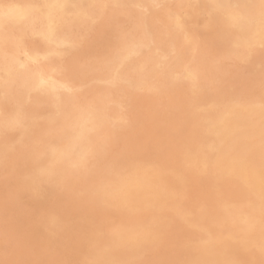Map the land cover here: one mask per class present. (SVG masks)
I'll list each match as a JSON object with an SVG mask.
<instances>
[{
	"label": "rangeland",
	"instance_id": "obj_1",
	"mask_svg": "<svg viewBox=\"0 0 264 264\" xmlns=\"http://www.w3.org/2000/svg\"><path fill=\"white\" fill-rule=\"evenodd\" d=\"M257 1L0 0V264H264V208L242 233L256 194L233 166L247 145L264 175ZM235 118L220 143L210 126Z\"/></svg>",
	"mask_w": 264,
	"mask_h": 264
},
{
	"label": "bare ground",
	"instance_id": "obj_2",
	"mask_svg": "<svg viewBox=\"0 0 264 264\" xmlns=\"http://www.w3.org/2000/svg\"><path fill=\"white\" fill-rule=\"evenodd\" d=\"M33 1V0H32ZM139 1V0H138ZM142 1V0H141ZM173 1V0H172ZM219 1V0H218ZM238 0H236V2H237ZM240 1V0H239ZM251 1V0H250ZM259 1V0H258ZM257 1V2H258ZM35 2V1H34ZM133 2H134V0H133ZM138 3V2H137ZM181 3V2H180ZM29 4V3H28ZM46 4V3H45ZM173 4V3H172ZM209 4V3H208ZM246 4V3H245ZM239 5V4H238ZM243 5V4H242ZM119 6V5H118ZM166 6V5H165ZM234 6V5H233ZM257 6H259V5H257ZM108 8H109V6H107ZM131 7V6H130ZM160 7H161V5H160ZM210 7V6H209ZM141 9H142V7H141ZM147 9V8H146ZM179 9V8H178ZM113 10V9H112ZM114 10H116V9H114ZM132 10V9H131ZM154 10V9H153ZM244 10H246V8L244 9ZM130 11V10H129ZM234 11V10H233ZM107 13V12H106ZM113 13V12H112ZM126 13V12H125ZM130 13V12H129ZM132 13V12H131ZM234 13H236V12H234ZM114 15H115V13H113ZM120 14V13H119ZM132 15V14H131ZM131 15H130V17H131ZM111 16V14L109 15V17ZM125 16V15H124ZM215 16H217V15H215ZM119 17V16H118ZM104 18V17H103ZM114 18V17H113ZM122 18V17H121ZM127 18V17H126ZM260 18V17H259ZM258 18V19H259ZM106 19H108V18H106ZM115 19V18H114ZM131 19H132V17H131ZM130 19V20H131ZM125 20V19H124ZM130 20H129V22H130ZM151 20V19H150ZM107 21V20H106ZM149 21V20H148ZM223 21V20H222ZM246 21V20H245ZM262 21V20H261ZM112 22V21H111ZM134 22V21H133ZM221 22V21H220ZM257 22V21H256ZM119 23V22H118ZM124 23V22H123ZM94 24V23H93ZM104 24H106V22L104 23ZM103 24V25H104ZM108 24V23H107ZM120 24H121V21H120ZM149 24V23H148ZM99 25V24H98ZM119 25V24H118ZM122 25V24H121ZM221 25V24H220ZM257 25V28H256V30L258 31V29L260 28V27H262V26H264V23H258V24H256ZM111 26V25H110ZM129 26V25H128ZM149 26H152V25H150L149 24ZM223 26V25H222ZM105 27V26H104ZM122 27V26H121ZM132 27V26H131ZM56 28V27H55ZM100 28V27H99ZM102 28V27H101ZM105 28H107V27H105ZM126 28V27H125ZM148 28V27H147ZM152 28V27H151ZM225 28V27H224ZM117 29V28H116ZM228 29V28H227ZM232 29H235V28H232ZM103 30V29H102ZM114 30V29H113ZM230 30V29H229ZM97 31H99V30H97ZM105 31H107V30H105ZM125 30L123 29V32H124ZM196 31V30H195ZM217 31V30H216ZM239 31V30H238ZM223 32V31H222ZM229 32H231V30L229 31ZM96 33V32H95ZM105 33V32H104ZM107 33V32H106ZM149 33H151L150 31H149ZM202 33H203V31H202ZM214 33V32H213ZM248 33V32H247ZM254 33V32H253ZM99 34V33H98ZM117 34V33H116ZM126 34V33H125ZM200 34V33H199ZM97 35V34H96ZM113 35V34H112ZM201 35V34H200ZM199 35V36H200ZM206 35V34H205ZM209 35V34H208ZM220 35H222V33L220 34ZM219 35V36H220ZM93 36H95V35H93ZM99 36V35H98ZM108 36V35H107ZM186 36V35H185ZM260 36V35H259ZM97 37V36H96ZM110 37V36H109ZM202 37V36H201ZM264 37V36H263ZM262 37V35L260 36V38L262 39L263 38ZM89 38V37H88ZM102 38V37H101ZM104 38V37H103ZM102 38V39H103ZM227 38V37H226ZM153 39H155V38H153ZM205 40L207 39V38H204ZM218 39V38H217ZM228 39V38H227ZM226 39V40H227ZM34 40V39H33ZM83 40H84V38H83ZM164 40V39H163ZM173 40H171V42H172ZM204 41V40H203ZM257 41V40H256ZM262 41V40H261ZM88 42V41H87ZM91 42V41H90ZM98 42V41H97ZM174 42V41H173ZM207 42V41H206ZM226 42V41H225ZM247 42V41H246ZM89 43V42H88ZM92 43H94L93 41H92ZM101 43V42H100ZM103 43V42H102ZM199 43V42H198ZM208 43V42H207ZM231 43H232V41H231ZM36 44V43H35ZM227 44V43H226ZM250 44V43H249ZM262 44V43H261ZM83 45V44H82ZM87 45V44H86ZM112 45H113V43H112ZM167 45V44H166ZM91 46V45H90ZM94 46V45H93ZM173 46H174V44H173ZM223 46V45H222ZM252 46V45H251ZM92 47V46H91ZM95 47V46H94ZM150 47V46H149ZM213 47V46H212ZM259 47V46H258ZM263 47V46H262ZM214 48V47H213ZM227 48V47H226ZM86 49V48H85ZM152 49H153V47H152ZM151 49V50H152ZM174 49H175V47H174ZM178 49V48H177ZM176 49V50H177ZM197 49V48H196ZM232 49V48H231ZM262 49V48H261ZM264 49V48H263ZM80 50H81V48H80ZM88 50V49H87ZM93 50H96L95 48L93 49ZM92 50V51H93ZM89 51V50H88ZM140 51V50H139ZM148 51V50H147ZM157 51H159V50H156V52ZM164 51V50H163ZM190 51V50H189ZM194 51V50H193ZM231 51V50H230ZM263 51V50H262ZM142 52V51H141ZM168 52V51H167ZM178 52V51H177ZM181 52V51H180ZM225 52V51H224ZM227 52H229V50L227 51ZM232 52V51H231ZM62 53V52H61ZM83 53H85V50H84V52ZM87 53H89V52H87ZM137 53H139V52H137ZM145 53V52H144ZM158 53V52H157ZM163 53V52H162ZM165 53V52H164ZM172 53L174 54V51H172ZM235 53V52H234ZM73 54V53H72ZM78 54H80V53H78ZM142 54V53H141ZM140 54V55H141ZM166 54H168V53H166ZM170 54V53H169ZM184 54V53H183ZM183 54H181L182 56H183ZM197 54V53H196ZM221 55H222V51H221V53H220ZM263 54V53H262ZM75 55V54H74ZM187 55V54H186ZM189 55V54H188ZM259 55V54H258ZM88 56V55H87ZM86 56V57H87ZM240 56V55H239ZM239 56H238V58H239ZM249 56V55H248ZM255 56H257V55H255ZM177 57V56H176ZM216 58H217V56H215ZM222 57V56H221ZM243 57V56H242ZM251 57V56H250ZM262 57V56H261ZM22 58V57H21ZM116 58V57H115ZM156 58V57H155ZM131 59H134V58H131ZM170 59H171V57H170ZM175 59V58H174ZM215 59V58H214ZM245 59V58H244ZM257 59V58H256ZM262 59V58H261ZM64 60V59H63ZM74 60V59H73ZM85 60V59H84ZM154 60V59H153ZM250 60V59H249ZM252 60V59H251ZM33 61V60H32ZM161 61V60H160ZM186 61V60H185ZM84 62V61H83ZM177 62V61H176ZM179 62V61H178ZM184 62V61H183ZM249 62V61H248ZM256 62V61H255ZM65 63V62H64ZM164 63V62H163ZM171 63V62H170ZM242 63H243V61H242ZM251 63H253V62H251ZM260 63H262V62H260L259 61V65H260ZM34 64V63H33ZM256 64V63H255ZM63 65V64H62ZM80 65V64H79ZM170 65V64H169ZM173 65V64H172ZM245 65V64H244ZM247 65H249L248 63H247ZM64 66V65H63ZM124 66V65H123ZM179 66V65H178ZM262 66H263V64H262ZM90 67V66H89ZM165 67V66H164ZM232 67V66H231ZM264 67V66H263ZM64 68V67H63ZM77 68V67H76ZM172 68V67H171ZM248 68V67H247ZM165 69V68H164ZM173 69V68H172ZM195 69V68H194ZM231 69V68H230ZM233 69V68H232ZM241 69H243V68H241ZM262 69V68H261ZM66 70V69H65ZM78 70V69H77ZM157 70V69H156ZM218 70V69H217ZM224 70V69H223ZM264 70V69H263ZM69 71V70H68ZM71 71H73V70H71ZM172 71V70H171ZM238 70H236V72H237ZM248 71H249V69H248ZM252 71V70H251ZM254 71V70H253ZM78 72V71H77ZM96 72V71H95ZM107 72V71H106ZM190 71H188V73H189ZM226 72V71H225ZM229 72V71H228ZM234 72V71H233ZM239 72V71H238ZM43 73V72H42ZM41 73V74H42ZM89 73V72H88ZM196 73V75H198L197 74V72H195ZM19 74V73H18ZM189 74H192V73H189ZM230 74V73H229ZM246 74H248V73H246ZM47 75V74H46ZM59 75H61V74H59ZM70 75V74H69ZM97 75V74H96ZM140 76V75H139ZM195 76V75H194ZM242 77H243V75H241ZM251 76V75H250ZM11 77V76H10ZM58 77V76H57ZM56 77V78H57ZM74 77V76H73ZM110 77V76H109ZM184 77V76H183ZM195 77H197V76H195ZM55 78V79H56ZM74 78H76V77H74ZM151 78V77H150ZM223 78V77H222ZM246 78V77H245ZM70 79V78H69ZM81 79V78H80ZM102 79V78H101ZM154 79V78H153ZM57 80V79H56ZM60 80H62V79H60ZM73 80V79H72ZM83 80V79H82ZM187 80V79H186ZM211 80V79H210ZM224 80V79H223ZM230 79H228L227 81H229ZM52 81V80H51ZM58 81H59V79H58ZM84 81V80H83ZM160 81V80H159ZM224 81H226V80H224ZM240 81V80H239ZM248 81V80H247ZM250 81V80H249ZM55 82V81H54ZM63 82V81H62ZM79 82V81H78ZM77 82V83H78ZM134 82V81H133ZM185 82V81H184ZM197 82V81H196ZM238 82V81H237ZM241 83L240 84H242V80L240 81ZM180 83V82H179ZM182 83V82H181ZM191 83V82H190ZM236 83V82H235ZM65 84H67L66 82H65ZM129 84H130V82H129ZM132 84V83H131ZM176 84V83H175ZM174 84V85H175ZM232 84V83H231ZM250 84V83H249ZM248 84V85H249ZM72 85V84H71ZM86 85V84H85ZM124 85V84H123ZM174 85H172V86H174ZM211 85V84H210ZM214 85V84H213ZM246 86H247V84H245ZM251 86L253 85V84H250ZM84 86V85H83ZM125 86V85H124ZM133 86V85H132ZM183 86H185L184 84H183ZM209 86V85H208ZM216 86V85H215ZM221 86V85H220ZM118 87V86H117ZM122 87V86H121ZM201 87H202V85H201ZM223 87V86H222ZM237 87H238V85H237ZM242 87V86H241ZM250 87V86H249ZM120 88V87H119ZM131 88V87H130ZM204 88V87H203ZM227 88V87H226ZM229 88H230V86H229ZM123 89V88H122ZM127 89H128V87H127ZM172 89V88H171ZM209 89V88H208ZM221 89H223V88H221ZM231 89V88H230ZM169 90V89H168ZM201 90V89H200ZM224 90V89H223ZM234 90H235V88H234ZM245 90V89H244ZM247 90V89H246ZM124 91H127V90H124ZM129 91H131V90H129ZM208 91V90H207ZM222 91V90H221ZM227 91V90H226ZM229 91V90H228ZM153 92V91H152ZM170 92H172V91H170ZM179 92H180V90H179ZM183 92V91H182ZM201 92H202V90H201ZM236 92V91H235ZM250 92H251V90H250ZM260 92V91H259ZM133 93H135V92H133ZM176 93V92H175ZM207 93V92H206ZM210 93V92H209ZM208 93V94H209ZM222 93V92H221ZM131 94V93H130ZM141 94V93H140ZM220 94V93H219ZM233 94V93H232ZM231 94V95H232ZM248 94V93H247ZM258 94V93H257ZM262 94H263V92H262ZM127 95V94H126ZM172 95V94H171ZM54 96V95H53ZM136 96V95H135ZM145 96V95H144ZM202 96V95H201ZM220 96H221V94H220ZM240 96V95H239ZM45 97V96H44ZM149 97V96H148ZM246 97V96H245ZM250 97V96H249ZM260 97V96H259ZM51 98V97H50ZM130 98V97H129ZM145 98H146V96H145ZM155 98V97H154ZM174 98H176V97H174ZM179 98V97H178ZM182 98V97H181ZM252 98V97H251ZM48 99V98H47ZM135 99V98H134ZM149 99H151V98H149ZM184 99V98H183ZM202 99V98H201ZM212 99V98H211ZM211 99H209V100H211ZM232 99V98H231ZM261 99V98H260ZM129 100H131V98L129 99ZM143 100V99H142ZM174 100V99H173ZM192 100V99H191ZM208 100V101H209ZM28 101V100H27ZM50 101V100H49ZM128 101V100H127ZM137 101V100H136ZM174 101H176V100H174ZM173 101V102H174ZM180 101V100H179ZM199 101V100H198ZM205 101V100H204ZM214 101V100H213ZM248 101V100H247ZM259 101V100H258ZM130 102V101H129ZM151 102V101H150ZM155 102H156V100H155ZM169 102V101H168ZM172 102V101H171ZM178 102V101H177ZM176 102V103H177ZM183 102V101H182ZM188 102H189V100H188ZM203 102V101H202ZM207 102V101H206ZM212 101H210V103H211ZM244 102V101H243ZM29 103V102H28ZM128 103V102H127ZM126 103V104H127ZM131 103H132V101H131ZM184 103V102H183ZM208 103V102H207ZM210 103H209V105H210ZM214 103V102H213ZM212 103V104H213ZM247 103V102H246ZM261 103V102H260ZM49 104V103H48ZM150 104V103H149ZM170 104V103H169ZM181 104V103H180ZM185 104V103H184ZM202 104V103H201ZM237 104V103H236ZM245 104V103H244ZM44 105V104H43ZM128 105V104H127ZM136 105V104H135ZM179 105V104H178ZM186 105H187V103H186ZM198 105V104H197ZM205 104H203V106H204ZM253 105V104H252ZM256 105V104H255ZM262 105H263V103H262ZM45 106V105H44ZM47 106H49V105H47ZM52 106V105H51ZM129 106V105H128ZM172 106H173V104H172ZM181 106V105H180ZM185 106V105H184ZM188 106V105H187ZM199 106V105H198ZM207 106V105H206ZM249 106V105H248ZM251 106V105H250ZM257 106H260L259 104H257ZM31 107V106H30ZM42 107V106H41ZM50 107V106H49ZM168 107V106H167ZM200 107V106H199ZM238 107V106H237ZM261 107V106H260ZM40 108V107H39ZM50 108H52V107H50ZM50 108H48V109H50ZM150 108V107H149ZM193 108V107H192ZM192 108H190V109H192ZM246 108V107H245ZM248 108V107H247ZM253 108V107H252ZM262 108V107H261ZM30 109V108H29ZM28 109V110H29ZM43 109V108H42ZM47 109V108H46ZM47 109V110H48ZM110 109V108H109ZM176 109H178L177 107H176ZM187 109H188V107H187ZM25 110H26V108H25ZM27 110V111H28ZM37 110H38V108H37ZM44 110V109H43ZM156 110V109H155ZM161 110H163V109H161ZM242 110V109H241ZM33 111V110H32ZM35 111V110H34ZM128 111H129V109H128ZM133 111V110H132ZM132 111H131V113H132ZM164 111V110H163ZM195 111V110H194ZM26 112V111H25ZM49 112H51V111H49ZM53 112V111H52ZM130 112V111H129ZM152 112V111H151ZM159 112V111H158ZM161 112V111H160ZM180 112V111H179ZM187 112V111H186ZM253 112V111H252ZM112 113V112H111ZM137 113V112H136ZM135 113V114H136ZM142 113V112H141ZM156 113H157V111H156ZM195 113V112H194ZM228 113V112H227ZM226 113V114H227ZM248 113V112H247ZM255 113H257V112H255ZM28 114V113H27ZM32 114V113H31ZM45 114V113H44ZM129 114V113H128ZM144 114V113H143ZM160 114V113H159ZM172 114H174V113H172ZM183 114H185V113H183ZM182 114V116H184ZM187 114V113H186ZM225 114V115H226ZM251 114V113H250ZM254 114V113H253ZM130 115V114H129ZM161 115V114H160ZM181 115V114H180ZM195 115V114H194ZM214 115V114H213ZM36 116V115H35ZM188 116V115H187ZM193 116V115H192ZM202 116V115H201ZM217 116V115H216ZM249 116V115H248ZM263 116V115H262ZM158 117V116H157ZM160 117V116H159ZM185 117L186 116H184V119H185ZM264 117V116H263ZM262 117V118H263ZM36 118V117H35ZM135 118H137V117H135ZM140 118V117H139ZM178 118V117H177ZM180 118V117H179ZM194 118H195V116H194ZM224 118V117H223ZM252 118H253V116H252ZM143 119V118H142ZM150 119V118H149ZM176 119V118H175ZM236 119V118H235ZM261 119V118H260ZM189 120V119H188ZM191 120H193L192 118H191ZM245 120V119H244ZM243 120V121H244ZM250 120V119H249ZM135 121V120H134ZM149 121V120H148ZM177 121V120H176ZM182 121V120H181ZM195 121V120H194ZM198 121V120H197ZM236 121H237V119H236ZM175 122V121H174ZM187 122V121H186ZM199 122V121H198ZM212 122V121H211ZM261 122V121H260ZM158 123V122H157ZM189 123V122H188ZM190 123H191V121H190ZM193 123V122H192ZM195 123H197V122H195ZM194 123V124H195ZM206 123V122H205ZM208 123V122H207ZM206 123V125H208ZM241 123V122H240ZM256 123V122H255ZM133 124V123H132ZM136 124V123H135ZM147 124V123H146ZM150 124V123H149ZM159 124V123H158ZM186 125H187V123H185ZM236 124H238V121H237V123H234V121H231L230 119H222L221 121H219L217 124H213V125H211L210 126V129H211V133L213 134V135H215L218 139L217 140H219L220 141V143H222V141H224V140H226V139H228V138H230V137H232V133L234 132V130L236 129ZM244 124H245V122H244ZM250 124V123H249ZM249 124H248V126H249ZM251 124H253V123H251ZM112 125V124H111ZM134 125V124H133ZM151 125V124H150ZM153 125V124H152ZM154 125H155V123H154ZM175 125H176V123H175ZM183 125V124H182ZM193 125V124H192ZM243 125V124H242ZM246 125V124H245ZM263 125H264V123H263ZM174 126V125H173ZM178 126V125H177ZM191 126V125H190ZM81 127V126H80ZM111 127V126H110ZM130 127H132V126H130ZM135 127V126H134ZM149 127V126H148ZM166 127V126H165ZM186 127V126H185ZM198 127V126H197ZM207 127V126H206ZM237 127H239V124L237 125ZM244 127V126H243ZM254 127H256V126H254ZM253 127V128H254ZM153 128V127H152ZM188 128V127H187ZM190 128V127H189ZM194 128V127H193ZM242 128V127H241ZM116 129V128H115ZM130 129V128H129ZM163 129V128H162ZM162 129H161V132H162ZM182 129H184V128H182ZM132 130V129H131ZM175 130V129H174ZM193 130V129H192ZM202 130V129H201ZM115 131V130H114ZM119 131V130H118ZM182 131V130H181ZM35 132V131H34ZM105 132V131H104ZM125 132V131H124ZM178 132H179V130H178ZM193 132H194V130H193ZM197 132V131H196ZM200 132V131H199ZM205 132V131H204ZM261 132V131H260ZM139 133V132H138ZM141 133V132H140ZM139 133V134H140ZM154 133V132H153ZM198 133V132H197ZM7 134V133H6ZM138 134V135H139ZM195 134V133H194ZM241 134H244V133H241ZM253 134H254V132H253ZM13 135V134H12ZM115 135H117V133L115 134ZM142 135V134H141ZM186 135V134H185ZM199 135V134H198ZM255 136H257L256 134H254ZM259 135V134H258ZM102 136V135H101ZM171 136V135H170ZM176 137H177V135H175ZM192 136V135H191ZM194 136V135H193ZM9 137V136H8ZM7 137V138H8ZM100 137V136H99ZM98 137V138H99ZM119 137V136H118ZM117 137V138H118ZM148 137V136H147ZM146 137V138H147ZM168 137V136H167ZM204 137V136H203ZM202 137V138H203ZM239 137H240V133H239ZM246 137V136H245ZM136 138V137H135ZM237 138V137H236ZM255 138V137H254ZM116 139V138H115ZM124 139V138H123ZM123 139H121V140H123ZM149 139V138H148ZM168 139V138H167ZM167 139H165V140H167ZM199 139V138H198ZM242 139V138H241ZM263 139V138H262ZM2 140V139H1ZM7 140V139H6ZM128 140V139H127ZM132 140V139H131ZM143 140V139H142ZM152 140H153V138H152ZM174 140V139H173ZM238 140V139H237ZM255 140V139H254ZM253 140V141H254ZM264 140V139H263ZM4 141H5V139H4ZM43 141V140H42ZM81 141V140H80ZM93 141V140H92ZM150 141H151V139H150ZM179 141V140H178ZM235 141V140H234ZM234 141H232V142H234ZM261 141V140H260ZM19 142V141H18ZM142 142V141H141ZM164 142V141H163ZM204 142V141H203ZM257 142V141H256ZM262 142V141H261ZM6 143V142H5ZM102 143V142H101ZM105 143V142H104ZM129 143V142H128ZM138 143V142H137ZM219 143V142H218ZM224 143V142H223ZM236 143V142H235ZM244 143V142H243ZM262 143H264V142H262ZM206 144H207V142H206ZM232 144V143H231ZM254 144V143H253ZM259 144V143H258ZM38 145V144H37ZM44 145V144H43ZM124 145V144H123ZM142 145V144H141ZM158 145V144H157ZM156 145V146H157ZM216 145V144H215ZM222 145V144H221ZM236 144H234V146H235ZM240 145V144H239ZM103 146V145H102ZM129 146V145H128ZM174 146H175V144H174ZM220 146V145H219ZM233 146V145H232ZM252 146V145H251ZM259 146V145H258ZM32 147V146H31ZM87 147V146H86ZM125 147V146H124ZM123 147V148H124ZM127 147V146H126ZM135 147V146H134ZM150 147V146H149ZM163 147V146H162ZM172 147V146H171ZM178 147V146H177ZM185 147V146H184ZM213 147V146H212ZM218 147V146H217ZM122 148V147H121ZM132 148V147H131ZM152 148H153V145H152ZM203 148V147H202ZM31 149V148H30ZM120 149V148H119ZM127 149V148H126ZM138 149V148H137ZM148 149H150V148H148ZM155 149V148H154ZM176 149V148H175ZM197 149V148H196ZM143 150V149H142ZM147 150V149H146ZM145 150V151H146ZM169 150V149H168ZM171 150V149H170ZM178 150V149H177ZM192 150V149H191ZM216 150V149H215ZM251 150H252V147H247V145H245L244 146V149H242V151L239 153V155L237 156V157H235V163H234V167H236L239 171H241V173H242V176L243 177H245V175L247 174L248 176H249V178L252 180V182H253V190H254V192H255V194H256V205H255V207L253 208V214L252 215H250L249 217L248 216H245V217H243V216H239L238 217V219H239V222H240V224H241V231H242V233H246L248 230H249V227H250V225H252L253 224V222L254 221H257L256 220V215H257V210H259L260 208H264V175L263 174H261L259 171H258V168L257 167H260V165L258 166V160L256 159V157H255V159L256 160H253L252 161V164H249L248 162V159H247V154H249L250 152H251ZM90 151V150H89ZM132 151V153L134 152L133 150H131ZM217 151V150H216ZM219 151H220V149H219ZM229 151V150H228ZM234 151V150H233ZM256 151H257V149H256ZM138 152V151H137ZM163 152H164V150H163ZM170 152V151H169ZM173 152V151H172ZM180 152V151H179ZM211 152V151H210ZM218 152V151H217ZM236 152V151H235ZM21 153V152H20ZM86 153V152H85ZM145 153V152H144ZM214 153V152H213ZM221 152H218V154H220ZM222 153H224V152H222ZM221 153V154H222ZM254 154H256V152H253ZM118 154V153H117ZM155 154V153H154ZM164 154V153H163ZM167 154V153H166ZM200 154V153H199ZM225 154V153H224ZM253 154V155H254ZM260 154H262V153H260ZM85 155V154H84ZM124 155V157H125V154H123ZM127 155V154H126ZM140 155V154H139ZM139 155H138V157H139ZM157 155V154H156ZM160 155V153L158 152V156ZM174 155H176L175 153H174ZM148 156V155H147ZM164 156V155H163ZM163 156H161V157H163ZM172 156H173V154H172ZM223 156H225V155H223ZM118 157V156H117ZM138 157H137V159H138ZM141 157V156H140ZM160 157V156H159ZM212 157V156H211ZM251 157V156H250ZM82 158H83V156H82ZM114 158V157H113ZM116 158V157H115ZM142 158V157H141ZM169 158V157H168ZM167 158V159H168ZM179 158V157H178ZM234 158V157H233ZM262 158V157H261ZM264 158V157H263ZM262 158V160H264ZM110 159V158H109ZM108 159V160H109ZM150 159V158H149ZM156 159V158H155ZM158 159V158H157ZM140 160V159H139ZM148 160V159H147ZM153 160H154V158H153ZM223 160V159H222ZM232 160V159H231ZM250 160V159H249ZM149 161V160H148ZM107 162V161H106ZM154 162V161H153ZM160 161L158 160V163H159ZM98 163V162H97ZM149 163V162H148ZM156 163H157V161H156ZM168 163V162H167ZM173 163V162H172ZM263 163H264V161H263ZM174 164V163H173ZM228 164V163H227ZM259 164H261L260 162H259ZM167 165V164H166ZM176 165V164H175ZM230 166V165H229ZM228 166V167H229ZM262 166H263V164H262ZM106 167V166H105ZM166 167H168V166H166ZM173 167V166H172ZM182 167V166H181ZM95 168V167H94ZM104 168V167H103ZM170 167H168V169H169ZM264 168V167H263ZM61 170V169H60ZM71 170V169H70ZM73 170V169H72ZM184 170V169H183ZM186 170V169H185ZM229 170V169H228ZM233 170V169H232ZM100 171V170H99ZM224 171H226V170H224ZM223 171V172H224ZM92 172V171H91ZM188 172V171H187ZM186 172V173H187ZM8 173V172H7ZM100 173V172H99ZM109 173V172H108ZM184 173V172H183ZM103 174V173H102ZM185 174V173H184ZM223 174V173H222ZM88 175V174H87ZM98 175H100V174H98ZM106 175V174H105ZM193 176H194V174H192ZM197 175V174H196ZM237 175V174H236ZM4 176V175H3ZM96 176V175H95ZM7 177V176H6ZM87 177H89V176H87ZM97 177V176H96ZM112 177V176H111ZM4 178V177H3ZM190 179L192 178V177H189ZM201 178V177H200ZM208 178V177H207ZM101 179H102V177H101ZM109 179V178H108ZM112 179V178H111ZM15 180V179H14ZM99 180H100V178H99ZM149 180V179H148ZM205 180V179H204ZM240 180V179H239ZM93 181V180H92ZM191 181V184H192V180H190ZM208 181H210V180H208ZM9 182V181H8ZM8 182H6V183H8ZM87 182V181H86ZM212 182V181H211ZM211 182H209V184L211 183ZM225 182V181H224ZM239 182V181H238ZM242 182V181H241ZM5 183V182H4ZM5 183V184H6ZM10 183V182H9ZM227 183V182H226ZM225 183V184H226ZM68 184V183H67ZM155 184V183H154ZM239 184V183H238ZM11 185V184H10ZM90 185V184H89ZM190 185V184H189ZM230 185V184H229ZM233 185V184H232ZM240 185H242V184H240ZM70 186V185H69ZM72 186V185H71ZM178 186V185H177ZM180 186V185H179ZM187 186V185H186ZM221 186H223L222 184H221ZM198 187V186H197ZM220 187V186H219ZM243 187V186H242ZM65 188V187H64ZM87 188V187H86ZM85 188V189H86ZM199 188V187H198ZM222 188V187H221ZM233 188V187H232ZM250 188V187H249ZM48 189V188H47ZM195 189V188H194ZM197 189V188H196ZM195 189V190H196ZM200 189V188H199ZM223 189H225V188H223ZM222 189V190H223ZM30 190V189H29ZM61 190H63V189H61ZM60 190V191H61ZM202 190H204V189H202ZM210 190V189H209ZM228 190V189H227ZM230 190V189H229ZM240 190H243V189H240ZM44 191V190H43ZM52 191V190H51ZM57 191V190H56ZM199 191V190H198ZM58 192V191H57ZM189 192V191H188ZM5 193V192H4ZM24 193H25V191H24ZM27 193V192H26ZM30 193V192H29ZM46 193V192H45ZM55 193V192H54ZM73 193V192H72ZM191 193H194V191L193 192H191ZM190 193V194H191ZM200 193V192H199ZM201 193H202V191H201ZM207 193V192H206ZM220 193V192H219ZM238 193H239V191H238ZM242 193V192H241ZM2 194V193H1ZM6 194H8V193H6ZM22 194V193H21ZM20 194V195H21ZM49 194V193H48ZM66 194H68V193H66ZM186 194V193H185ZM212 194H213V192H212ZM211 194V195H212ZM237 194V193H236ZM235 194V195H236ZM245 194V193H244ZM18 195V194H17ZM32 195V194H31ZM34 195V194H33ZM224 195V194H223ZM229 195V194H228ZM4 196V195H3ZM22 196V195H21ZM28 196V195H27ZM52 196V195H51ZM64 196H65V194H64ZM63 196V197H64ZM196 196V195H195ZM246 196V195H245ZM31 197V196H30ZM59 197H60V195H59ZM69 197V196H68ZM209 197H210V195H209ZM225 197H227V196H225ZM3 198V197H2ZM26 198V197H25ZM52 197H50V199H51ZM56 198V197H55ZM58 198V197H57ZM185 198V197H184ZM214 198V197H213ZM220 198V197H219ZM222 198V197H221ZM233 198V197H232ZM246 198H247V196H246ZM35 199V198H34ZM75 199V198H74ZM193 199H194V197H193ZM197 199V198H196ZM198 199H201V198H199L198 197ZM227 199H229V198H227ZM39 200V199H38ZM61 200H62V198H61ZM61 200H60V202H61ZM195 200V199H194ZM202 200V199H201ZM206 200H208V199H206ZM217 200V199H216ZM224 200V199H223ZM245 201H246V199H244ZM9 201V200H8ZM17 201V200H16ZM65 201V200H64ZM205 201V200H204ZM233 201V200H232ZM239 201V200H238ZM15 202V201H14ZM13 202V203H14ZM26 202V201H25ZM58 202V201H57ZM57 202H56V204H57ZM160 202V201H159ZM209 202V201H208ZM219 202V201H218ZM226 202H228V201H226ZM244 202V201H243ZM242 202V203H243ZM18 203V202H17ZM62 203V202H61ZM194 203V202H193ZM199 203V202H198ZM206 203V202H205ZM213 203V202H212ZM21 204V203H20ZM185 204V203H184ZM189 204H190V202H189ZM188 204V205H189ZM204 204V203H203ZM208 204V203H207ZM236 204H237V202H236ZM243 204H245V203H243ZM5 205H9V204H5ZM19 205V204H18ZM222 205H223V203H222ZM53 206H55V205H53ZM198 205H196L195 207H197ZM203 206V205H202ZM5 207V206H4ZM20 207V206H19ZM65 207V206H64ZM63 207V208H64ZM209 207V206H208ZM9 208H10V206H9ZM82 208H84V207H82ZM86 208V207H85ZM84 208V209H85ZM198 208V207H197ZM210 208V207H209ZM227 208H228V206H227ZM1 209V208H0ZM18 209V208H17ZM16 209V210H17ZM22 209V208H21ZM24 209V208H23ZM56 209V208H55ZM81 209V208H80ZM206 209H207V207H206ZM211 209V208H210ZM25 210V209H24ZM32 210V209H31ZM23 211V210H22ZM56 211V210H55ZM26 212V211H25ZM206 212H207V210H206ZM211 212V211H210ZM170 213V212H169ZM212 213V212H211ZM219 213V212H218ZM250 213V212H249ZM248 213V214H249ZM20 215H22L21 213H19ZM29 214V213H28ZM97 214V213H96ZM164 214H165V212H164ZM26 215H27V213H26ZM170 215V214H169ZM197 215H198V213H197ZM200 215V214H199ZM205 215V214H204ZM30 216H31V213H30ZM140 216V215H139ZM164 216V215H163ZM174 216V215H173ZM190 216V215H189ZM201 216V215H200ZM21 217V216H20ZM27 217V216H26ZM199 217V216H198ZM28 218H30V217H28ZM131 218V217H130ZM140 218V217H139ZM146 218V217H145ZM175 218V217H174ZM173 218V219H174ZM27 219V218H26ZM31 219H32V217H31ZM34 219V218H33ZM176 219V218H175ZM194 219V218H193ZM203 219V218H202ZM22 220V219H21ZM130 220V219H129ZM192 220V219H191ZM30 221V220H29ZM190 221V220H189ZM32 222V221H31ZM164 222V221H163ZM198 222V221H197ZM25 223V222H24ZM116 223V222H115ZM177 223V222H176ZM195 224V223H194ZM165 225V224H164ZM177 225V224H176ZM186 225V224H185ZM184 225V226H185ZM166 226V225H165ZM172 226H173V224H172ZM175 226V225H174ZM180 226V225H179ZM261 227H264V221H263V223H262V225H261ZM174 228V227H173ZM175 229V228H174ZM173 229V230H174ZM182 229V228H181ZM188 229V228H187ZM172 230V229H171ZM186 230V229H185ZM82 231V230H81ZM155 231V230H154ZM229 231V230H228ZM189 232V231H188ZM171 233V232H170ZM174 233V232H173ZM177 233V232H176ZM225 233V232H224ZM229 233V232H228ZM193 234V233H192ZM184 235V234H183ZM191 235V233L189 234V236ZM197 235H198V233H197ZM236 235V234H235ZM241 235V234H240ZM169 236V235H168ZM173 236V235H172ZM171 236V237H172ZM200 236V235H199ZM233 236V235H232ZM238 236V235H237ZM178 237V236H177ZM191 237V236H190ZM201 237H202V235H201ZM222 237V236H221ZM220 237V238H221ZM166 238H168V237H166ZM173 238V237H172ZM183 238H184V236H183ZM199 238V237H198ZM76 239V238H75ZM75 239H74V241H75ZM174 240V239H173ZM183 240V239H182ZM195 240H197V239H195ZM194 240V241H195ZM156 241V240H155ZM163 241V240H162ZM169 241V240H168ZM192 241V240H191ZM200 241V240H199ZM202 241H204V240H202ZM202 241L200 242V243H202ZM69 242V241H68ZM139 242V241H138ZM180 242V241H179ZM186 242V241H185ZM214 242V241H213ZM261 242V241H260ZM260 242H258V243H256V244H258L259 245V247H260ZM53 243V242H52ZM70 243H72V241L70 242ZM172 243V242H171ZM175 243V242H174ZM183 243V242H182ZM192 243V242H191ZM196 243V242H195ZM140 244H142V243H140ZM173 244V243H172ZM171 244V245H172ZM177 244V243H176ZM184 244V243H183ZM235 244H238V243H235ZM70 245V244H69ZM166 245H167V242H166ZM186 245V244H185ZM263 245H264V243H263ZM143 246V245H142ZM157 246V245H156ZM87 247V246H86ZM144 247V246H143ZM166 247V246H165ZM237 247H238V245H237ZM240 247V246H239ZM163 248V247H162ZM250 248V247H249ZM255 248V247H254ZM174 249V248H173ZM172 249V250H173ZM212 249V248H211ZM210 249V250H211ZM233 249V248H232ZM168 250V249H167ZM166 250V251H167ZM171 250V249H170ZM220 250V249H219ZM253 250V249H252ZM73 251V250H72ZM182 251V250H181ZM212 251V250H211ZM244 251V249L243 250H241L240 252L242 253ZM251 251V250H250ZM257 251V250H256ZM83 252V251H82ZM159 252V251H158ZM175 252V251H174ZM79 253V252H78ZM159 253H161V251L159 252ZM165 253V252H164ZM217 253V252H216ZM216 253H214V254H216ZM252 253V252H251ZM255 253H257V252H255ZM72 254V253H71ZM77 254V253H76ZM166 254V253H165ZM187 254V253H186ZM219 254V253H218ZM222 254V253H221ZM228 254V253H227ZM259 254V253H258ZM74 255V254H73ZM164 255V254H163ZM168 255V254H167ZM182 255V254H181ZM217 255V254H216ZM95 256V255H94ZM108 256V255H107ZM78 257H79V255H78ZM162 257V256H161ZM169 257H170V255H169ZM205 258H206V254H205V256H204ZM231 257V256H230ZM76 258V257H75ZM74 258V259H75ZM155 258V257H154ZM156 258H158V257H156ZM155 258V259H156ZM176 258H178V257H176ZM253 258V257H252ZM164 259H165V257H164ZM262 259V258H261ZM171 260V259H170ZM180 260V259H179ZM232 260V259H231ZM250 260V259H249ZM260 260V259H259ZM74 261V260H73ZM122 261V260H121ZM161 261V260H160ZM176 261V260H175ZM174 261V262H175ZM197 261H199V259L197 260ZM39 262V261H38ZM68 262V261H67ZM86 262V261H85ZM144 262V261H143ZM149 262V261H148ZM172 262V261H171ZM185 262H187V260L185 261ZM192 262V261H191ZM70 263V262H69ZM76 263V262H75ZM91 263H92V261H91ZM96 263V262H95ZM98 263V262H97ZM146 263V262H145ZM144 263V264H145ZM154 263V262H153ZM176 263H177V261H176ZM194 263V262H193ZM214 263V262H213ZM248 263H249V261H248ZM14 264V263H13ZM155 264V263H154ZM159 264V263H158ZM199 264V263H198ZM245 264V263H244ZM263 264V263H262Z\"/></svg>",
	"mask_w": 264,
	"mask_h": 264
}]
</instances>
